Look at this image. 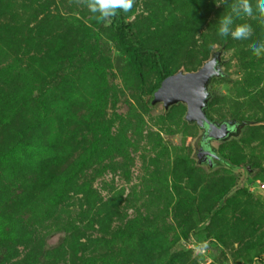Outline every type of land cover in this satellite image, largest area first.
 Returning a JSON list of instances; mask_svg holds the SVG:
<instances>
[{
  "label": "rangeland",
  "instance_id": "rangeland-1",
  "mask_svg": "<svg viewBox=\"0 0 264 264\" xmlns=\"http://www.w3.org/2000/svg\"><path fill=\"white\" fill-rule=\"evenodd\" d=\"M231 2L134 0L122 16L167 73L222 51L207 115L256 121L210 140L247 168L240 185L195 161L186 103L154 102L160 74L144 64L142 86L112 18L83 0H0V264H264V57L248 47L264 25L218 35Z\"/></svg>",
  "mask_w": 264,
  "mask_h": 264
},
{
  "label": "water",
  "instance_id": "water-1",
  "mask_svg": "<svg viewBox=\"0 0 264 264\" xmlns=\"http://www.w3.org/2000/svg\"><path fill=\"white\" fill-rule=\"evenodd\" d=\"M222 51L213 53L199 69L191 72H178L167 78L154 93V102H162L165 108L184 102L188 109L186 118L197 123L201 134L196 140L195 157L199 162L208 164L227 163L220 155L213 153L209 145L212 139H225L246 122L244 120H212L208 117V99L211 97L210 84L222 74Z\"/></svg>",
  "mask_w": 264,
  "mask_h": 264
},
{
  "label": "clouds",
  "instance_id": "clouds-1",
  "mask_svg": "<svg viewBox=\"0 0 264 264\" xmlns=\"http://www.w3.org/2000/svg\"><path fill=\"white\" fill-rule=\"evenodd\" d=\"M83 2L91 13L99 14L97 17L99 20L114 18L121 12L127 14L134 6V0H83ZM221 4H228V0H222ZM228 6L230 11L223 13L218 19V35L231 36L234 40H251L253 35L251 25L236 23V20L247 17L264 25V0H256L255 7L252 0H232ZM248 47L257 58L264 57V42H253Z\"/></svg>",
  "mask_w": 264,
  "mask_h": 264
},
{
  "label": "trees",
  "instance_id": "trees-1",
  "mask_svg": "<svg viewBox=\"0 0 264 264\" xmlns=\"http://www.w3.org/2000/svg\"><path fill=\"white\" fill-rule=\"evenodd\" d=\"M123 13L121 12L118 16L112 18V26L116 30L117 39L120 42V44L124 47L126 50L129 59L135 68V71L137 75L139 76L141 80L142 86L145 85L144 80V64L150 63L154 65V68L158 71L160 74V86L162 83L169 78L170 76L174 74L167 73L164 69L162 60L160 58L159 53L156 51H151L152 49L149 48H141L137 43H135L134 36L132 35V24L123 18ZM176 74V73H175ZM160 86H154L152 87V92L155 93ZM246 123L243 125H252L254 120H244ZM264 123V122H263ZM242 126V127H243ZM241 127V128H242ZM195 161L197 158L193 156ZM223 159L226 160V164L228 165V168L237 171L238 172V180L236 185H240L243 181L244 176L248 175V170L245 166H239L236 165L233 161L226 159L224 156H222ZM226 203V198L223 197L218 204L213 209V212L217 211L222 205Z\"/></svg>",
  "mask_w": 264,
  "mask_h": 264
},
{
  "label": "flooded vegetation",
  "instance_id": "flooded-vegetation-1",
  "mask_svg": "<svg viewBox=\"0 0 264 264\" xmlns=\"http://www.w3.org/2000/svg\"><path fill=\"white\" fill-rule=\"evenodd\" d=\"M242 127V126H241ZM241 127H239L233 134H231L230 136H233V135H236L239 131H240V128ZM213 140V139H212ZM209 145H210V147L212 148V150H213V153H215V154H219L218 153V151L216 150V148L214 147V145H212L210 142H209ZM220 155V154H219ZM222 157V156H221ZM223 158V157H222ZM204 164H206V165H208V163H204ZM220 165H224V166H226V167H228V165L227 164H225V163H221ZM238 168H240L239 166H238Z\"/></svg>",
  "mask_w": 264,
  "mask_h": 264
}]
</instances>
